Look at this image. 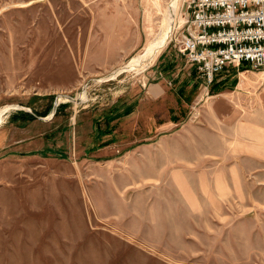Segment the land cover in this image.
I'll return each instance as SVG.
<instances>
[{
	"label": "rangeland",
	"instance_id": "rangeland-1",
	"mask_svg": "<svg viewBox=\"0 0 264 264\" xmlns=\"http://www.w3.org/2000/svg\"><path fill=\"white\" fill-rule=\"evenodd\" d=\"M185 1L0 0V130L56 107L63 143L0 151V264H264V71L144 100Z\"/></svg>",
	"mask_w": 264,
	"mask_h": 264
},
{
	"label": "built area",
	"instance_id": "built-area-1",
	"mask_svg": "<svg viewBox=\"0 0 264 264\" xmlns=\"http://www.w3.org/2000/svg\"><path fill=\"white\" fill-rule=\"evenodd\" d=\"M185 9L184 29L168 45L207 85L230 66L264 71V0H186Z\"/></svg>",
	"mask_w": 264,
	"mask_h": 264
},
{
	"label": "crops",
	"instance_id": "crops-1",
	"mask_svg": "<svg viewBox=\"0 0 264 264\" xmlns=\"http://www.w3.org/2000/svg\"><path fill=\"white\" fill-rule=\"evenodd\" d=\"M121 56L122 54L117 53L114 58L108 60V63H118ZM147 76L152 83L149 84L144 100L150 106L159 100H172L174 102V106H171L173 112L176 109L181 110L184 105L183 100H188L190 92L198 89L202 84L201 76L195 66L188 64L183 56L168 46L158 53L147 70ZM236 77L238 76L232 75L225 78L236 79ZM126 107L129 108L130 105L116 107L110 110L109 115L112 113L119 115ZM29 108L32 107L21 112H14L7 118L6 126L0 130V151L5 150V153L10 155L38 159L42 155L59 152L63 144L59 142L61 132L58 130L59 125L52 124V117L56 115V107L52 111L49 108L42 112H37L35 108H32L34 112H30ZM50 114H52L51 118L47 119L46 117ZM28 116H33V118L26 120ZM148 125L150 130L154 129L156 133L158 127L166 129L173 123L168 120L158 124L155 115L150 114ZM111 141L114 140L111 138ZM107 147H111V144H107Z\"/></svg>",
	"mask_w": 264,
	"mask_h": 264
},
{
	"label": "bare ground",
	"instance_id": "bare-ground-1",
	"mask_svg": "<svg viewBox=\"0 0 264 264\" xmlns=\"http://www.w3.org/2000/svg\"><path fill=\"white\" fill-rule=\"evenodd\" d=\"M158 55V51H152V49L150 50V51H148V57H150V61H153L155 58H156V56ZM146 56V57H147ZM240 75H243V73H240ZM1 113H2V111H1Z\"/></svg>",
	"mask_w": 264,
	"mask_h": 264
},
{
	"label": "trees",
	"instance_id": "trees-1",
	"mask_svg": "<svg viewBox=\"0 0 264 264\" xmlns=\"http://www.w3.org/2000/svg\"><path fill=\"white\" fill-rule=\"evenodd\" d=\"M242 67H243V66H242ZM46 115H47V114H46ZM43 116H44V115H43ZM32 118H33V116H31V117L28 116V117L26 118V120H30V119H32ZM101 145L103 146V145H105V144H101Z\"/></svg>",
	"mask_w": 264,
	"mask_h": 264
}]
</instances>
